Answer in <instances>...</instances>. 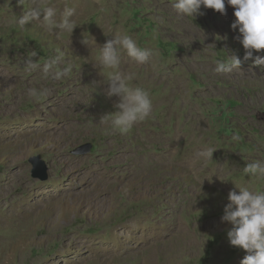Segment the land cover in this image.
Segmentation results:
<instances>
[{"label": "rangeland", "instance_id": "1", "mask_svg": "<svg viewBox=\"0 0 264 264\" xmlns=\"http://www.w3.org/2000/svg\"><path fill=\"white\" fill-rule=\"evenodd\" d=\"M47 2L75 9L78 26L70 37L57 40L35 23L20 29L14 21L30 0L25 6L0 0V264H148L144 252L133 249L139 219L160 234L166 230L160 238L167 247L155 254L156 264H241L248 253L231 245L233 225L222 217L229 192H239L235 183L264 191V180L243 173L247 163L264 157V68L248 60L231 74L214 71L216 60L233 51L243 61L239 31L231 28L234 7L226 4L225 15L202 6V14L190 18L177 14L175 0ZM117 32L154 52L143 65L122 53L121 72L134 69L137 79L152 65L187 83L185 90L210 118L201 132L205 145L217 148L210 164L225 174L223 181L209 179L205 168L194 171V158L182 165L178 152L168 158L172 147L186 143L174 134L186 133L189 120L178 97L181 110L171 113L168 103L160 104L169 88L163 82L146 87L137 79L135 86L150 92L152 114L127 133L100 122L117 109L107 96L109 70L97 58ZM86 36L95 39L93 47L83 42ZM56 48L74 64L70 76L53 81L41 69L24 70L32 51L42 66ZM259 54L264 50L254 51ZM239 73L245 78L234 76ZM30 88H48L49 95L35 101ZM86 144L91 150L77 153ZM36 159L48 165L47 180L33 177ZM135 160L145 171L133 177ZM101 171L110 174L108 181H100ZM102 244L115 252L100 251Z\"/></svg>", "mask_w": 264, "mask_h": 264}, {"label": "clouds", "instance_id": "2", "mask_svg": "<svg viewBox=\"0 0 264 264\" xmlns=\"http://www.w3.org/2000/svg\"><path fill=\"white\" fill-rule=\"evenodd\" d=\"M25 6V0H18ZM226 4L233 6L235 21L231 28L238 29L239 35L235 39L245 49L243 61L236 52H231L225 59L216 60L214 71L216 73L230 72L239 68L242 62L252 60L256 66L264 68V54L254 56L255 52L264 50V0H175L172 7L177 14L194 18L196 14H202L201 8L214 9L226 15ZM74 8L65 4L62 9L50 4L47 0H30L27 10L14 21L20 28L26 25L37 24L45 32L54 34L57 40L65 35L69 37L78 26L75 19ZM91 47L96 44L94 38L86 36L84 41ZM127 54L136 64L147 63L154 55L152 49L140 47L132 36L117 32L113 39L108 40L100 48L97 58L102 70L107 71L108 97H119L114 105L117 109L114 113L101 117L100 122H109L110 127L120 133H127L135 124L150 118L152 114V99L149 90L140 86H132L133 73L121 72L122 53ZM37 55L36 51L29 54V59L23 67L27 72L41 69L46 79L59 81L73 73L74 64L65 59V53L60 48L55 49V54L44 62H34L31 57ZM27 95L39 101L49 95L48 88H30ZM217 148L211 145L197 151L193 160V168L202 170L213 162ZM199 166V169L196 166ZM243 173L251 178L264 180V161L256 160L247 163ZM239 192H229L227 204L222 217L223 221L233 225L228 232L231 245L241 247L248 255L241 264H264V191L256 190L251 185L242 186L236 184Z\"/></svg>", "mask_w": 264, "mask_h": 264}, {"label": "bare ground", "instance_id": "3", "mask_svg": "<svg viewBox=\"0 0 264 264\" xmlns=\"http://www.w3.org/2000/svg\"><path fill=\"white\" fill-rule=\"evenodd\" d=\"M180 26V25H179ZM194 37V35H193ZM193 39V38H192ZM196 56V55H195ZM197 58V57H196ZM122 61V60H121ZM192 61V60H191ZM194 63V62H192ZM211 63V62H210ZM148 64V63H146ZM189 64V63H188ZM127 65V64H126ZM134 65V64H133ZM192 65V64H191ZM208 65V64H207ZM210 65V64H209ZM208 65V66H209ZM150 68H148V71H146L145 75L142 76L141 78H137L140 79L141 82H146V87H148V83L150 82H163V84L165 86L169 88L167 90L166 93H164L163 95H161L160 97V104H165L168 103L169 105V110L172 112H174L176 109H180V107L183 108L184 113L188 116V130L186 133H181L180 130H178L175 134L174 137L177 136L178 139L180 138V135L182 134L184 137H186V143L184 145L181 144V146H179L175 151L173 149V147L168 151L169 153H172V155H168V158L170 156H174V153L178 152V161H181L179 165H182V161H186V160H190L193 159L195 157V154L197 151L201 150L203 147L208 146L205 145L204 143V137L206 136V131L207 129H209V116L208 115H203V112H200L199 107L197 106V99L194 97L193 94H191L190 92H187L185 89L186 87V82L182 79V77L178 76H174L172 78L168 77V75L165 72H159L156 71L157 69L155 68V66L149 65ZM136 67V65H135ZM188 67V66H187ZM193 68V67H192ZM124 69V67H123ZM128 69V68H127ZM134 69H130L128 71V73H134L133 72ZM138 70V68H137ZM140 70V69H139ZM164 70V69H163ZM161 69V71H163ZM235 72V71H234ZM92 73V72H91ZM245 73V72H244ZM239 73L238 75H234V76H238L239 78H245V74ZM136 74V73H135ZM138 74V72H137ZM231 74V72L229 73ZM90 75V74H89ZM225 75V74H224ZM97 76V75H96ZM140 76V75H139ZM136 78H134V80L131 82L132 86H135L137 83ZM103 80V79H102ZM105 80V79H104ZM234 82V81H233ZM103 83V82H102ZM144 84V83H143ZM107 86L109 87V84H107ZM104 87V86H103ZM212 90L214 89L213 87H211ZM108 89V88H107ZM210 90V89H209ZM211 93V92H210ZM203 96V95H202ZM177 97L182 100V105L176 106V102L174 103V101L177 99ZM91 98V97H90ZM93 98V97H92ZM198 98V97H197ZM119 100V97H109V101L116 104ZM178 100V99H177ZM179 100V101H180ZM108 101V100H107ZM159 104V105H160ZM179 104V103H178ZM90 105V104H89ZM161 106V105H160ZM250 107V106H249ZM208 108V107H207ZM211 108V107H210ZM248 108V107H247ZM181 110V109H180ZM182 112V111H181ZM179 118V117H178ZM217 118V117H216ZM188 122V121H187ZM2 125V124H1ZM7 127V126H6ZM202 129H205L204 132H201ZM198 131H200L201 133L198 134ZM212 130H210L211 132ZM10 132V129L8 130V134ZM0 133H2L0 131ZM5 133V132H4ZM212 134V133H211ZM2 135V134H0ZM173 135V134H172ZM6 137V135L4 136ZM144 139V138H143ZM183 139V138H182ZM176 140V139H175ZM180 140V139H179ZM138 141V140H137ZM141 141V140H140ZM142 143V142H141ZM180 143V142H178ZM180 145V144H179ZM185 145H187L188 147L185 148ZM167 147V146H166ZM121 156V155H120ZM260 157L259 160L261 158L264 157L259 154ZM176 157V156H175ZM215 157V156H214ZM213 157V158H214ZM171 158V157H170ZM175 159V158H174ZM169 160V159H168ZM170 161V160H169ZM214 161V160H213ZM234 161V162H233ZM236 160L233 159L231 162L233 164H235ZM145 166V165H144ZM161 166V165H160ZM184 166V165H183ZM211 164L209 165V167L205 168V170L209 173V179L213 180V179H218L220 181H223L226 177L225 174H223L220 171H216L214 168H211ZM91 167L93 168V170H99L100 166L99 164L95 163V165L92 163ZM146 167V166H145ZM199 167V166H198ZM183 168V167H182ZM218 168V167H217ZM92 170V171H93ZM145 169L143 167V162H139L137 160H135V165H134V169L131 171V175L134 177L135 175H142V173H144ZM96 172V171H94ZM98 173V172H97ZM101 180L103 182H106L109 180V178L111 177L110 174L107 171H101ZM115 174V173H114ZM93 175V174H92ZM150 175V174H149ZM195 177V176H194ZM227 185V184H226ZM246 186V185H245ZM144 222H142L141 219H139L137 221V225L136 228L134 229V231L137 233L136 235H140L139 237V243L135 246H133L134 250H140L144 252V259H146L145 261L148 264H156L154 263L153 259L156 253L159 252V250H166V245L163 244L161 242V235L165 232L166 230H163V232L160 234V232L158 231V229H155L153 227H150L148 224H143ZM181 226V225H180ZM189 234L188 232L185 234L187 235ZM181 236V235H180ZM98 237V236H96ZM166 237V236H165ZM105 240V239H104ZM185 240V239H184ZM98 241V240H97ZM164 241V240H163ZM110 242V241H109ZM129 242V241H128ZM127 242V243H128ZM177 242V241H175ZM96 243V241H95ZM126 243V244H127ZM174 243V242H173ZM124 244V246L126 245ZM156 244V246L153 247V245ZM122 245V244H121ZM118 246V245H117ZM120 246V245H119ZM123 246V247H124ZM122 246H120V249H123ZM170 247V246H169ZM180 247V246H178ZM100 248V247H99ZM118 248V247H117ZM170 249V248H169ZM116 250V249H115ZM100 251H105L107 253H114V249L113 247H111V245H103L100 249ZM120 251V250H119ZM165 253V251H164ZM170 253V252H169ZM168 253V254H169ZM173 253V252H172ZM111 255V254H110ZM170 257V256H169ZM143 259V258H141ZM168 259V258H167ZM166 259V260H167ZM156 262V261H155ZM163 262V261H162ZM167 262V261H166ZM240 264V263H238Z\"/></svg>", "mask_w": 264, "mask_h": 264}, {"label": "water", "instance_id": "4", "mask_svg": "<svg viewBox=\"0 0 264 264\" xmlns=\"http://www.w3.org/2000/svg\"><path fill=\"white\" fill-rule=\"evenodd\" d=\"M92 148L91 144H86L83 148L77 150V153H86L89 152ZM32 175L33 177L39 178L41 180H47L50 176L49 167L48 165L40 160L36 159L32 162Z\"/></svg>", "mask_w": 264, "mask_h": 264}]
</instances>
